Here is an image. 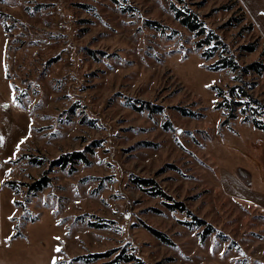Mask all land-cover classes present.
<instances>
[{
	"label": "rangeland",
	"instance_id": "1",
	"mask_svg": "<svg viewBox=\"0 0 264 264\" xmlns=\"http://www.w3.org/2000/svg\"><path fill=\"white\" fill-rule=\"evenodd\" d=\"M240 7L0 0L14 106L5 147L17 141L3 182L5 235L13 229L0 264H264V212L241 200L264 174V131L243 122L241 108L223 126L216 108L218 88L236 85L264 104V75L245 70L264 61V43ZM179 9L226 48L213 44L204 59L203 36L180 23ZM228 55L237 70L208 68ZM74 153L86 162L56 163ZM42 180L41 191L29 189Z\"/></svg>",
	"mask_w": 264,
	"mask_h": 264
},
{
	"label": "trees",
	"instance_id": "2",
	"mask_svg": "<svg viewBox=\"0 0 264 264\" xmlns=\"http://www.w3.org/2000/svg\"><path fill=\"white\" fill-rule=\"evenodd\" d=\"M237 1V0H236ZM241 8V7H240ZM242 10V9H240ZM175 17L180 20V23L184 25L187 29L192 32H195L198 36H203V38L196 43L197 49L204 48L202 52V57L204 59H211L215 55V48L216 46L220 45L226 48V44L220 40L212 31H207L205 25L200 19V17L192 12H185L182 10L175 11ZM252 24V23H251ZM253 25V24H252ZM261 39V37H259ZM213 44H217L216 46ZM253 50V49H251ZM238 59H236L233 55L222 56L220 57L215 63L208 66L211 71H220L224 69H230L231 71L237 70L239 68ZM251 69V71H255L259 76L264 75V61L255 62L247 69V72ZM250 73V72H248ZM217 97L220 98L219 102L216 105L217 109L224 110L225 119L222 122L223 126L230 127L233 120L237 118V108H241V113L243 115L242 121L245 123H252L255 128L264 131V121L261 120L259 117L262 114L261 111L264 110V104L252 98L245 85H236L228 90H223L218 88ZM75 160H80L86 162L85 157L81 153H74L71 155H64L56 161L61 167H66L69 162H76ZM151 183V181L140 180V183ZM45 180L37 181L31 185H29V189L32 190L34 193L41 191L46 186ZM173 208H178L181 211L185 210V207L182 203H176L175 205L171 206ZM213 232L211 227H207L203 234V239L207 237L209 234ZM155 234L160 235L158 232H154ZM92 257L99 258L100 255H92ZM129 259H126L128 262Z\"/></svg>",
	"mask_w": 264,
	"mask_h": 264
},
{
	"label": "crops",
	"instance_id": "3",
	"mask_svg": "<svg viewBox=\"0 0 264 264\" xmlns=\"http://www.w3.org/2000/svg\"><path fill=\"white\" fill-rule=\"evenodd\" d=\"M239 5L244 9L248 18L250 19L251 23L257 30L259 36L261 37L264 43V0H237ZM3 79L5 80L4 69H3V62L2 57L0 55V247L1 245L5 244L11 234L12 227L10 224V231L7 235H5L4 230V205L3 200L5 198L6 192L3 188L4 178L6 176L7 170V162L9 157L15 153V149H17V141L12 144L11 149L5 147L4 144V130H5V120L7 113L14 115L13 112H10L8 108H14V106L9 107L8 103V95L7 91L5 90L6 85L3 83ZM13 105V104H12ZM11 108V109H12ZM15 110V109H14ZM13 110V111H14ZM249 165L250 160L248 159ZM255 179V184L252 188H249L250 195L247 199L245 196H242V201L246 202L249 205H252L262 212H264V200H261L257 193L262 194L264 193V174H262L259 170L258 177ZM252 189V190H251ZM254 192V193H253ZM259 198V201H257ZM244 199V200H243ZM10 215V214H9ZM7 244V243H6Z\"/></svg>",
	"mask_w": 264,
	"mask_h": 264
}]
</instances>
